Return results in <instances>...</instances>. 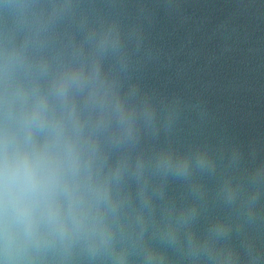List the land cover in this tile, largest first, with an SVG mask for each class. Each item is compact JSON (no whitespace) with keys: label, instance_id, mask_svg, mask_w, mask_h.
<instances>
[{"label":"clouds","instance_id":"9594fccd","mask_svg":"<svg viewBox=\"0 0 264 264\" xmlns=\"http://www.w3.org/2000/svg\"><path fill=\"white\" fill-rule=\"evenodd\" d=\"M126 3L0 0V264H264V146L145 85Z\"/></svg>","mask_w":264,"mask_h":264},{"label":"water","instance_id":"95a60500","mask_svg":"<svg viewBox=\"0 0 264 264\" xmlns=\"http://www.w3.org/2000/svg\"><path fill=\"white\" fill-rule=\"evenodd\" d=\"M126 10L154 53L148 88L198 102L204 136L264 146V0H127Z\"/></svg>","mask_w":264,"mask_h":264}]
</instances>
